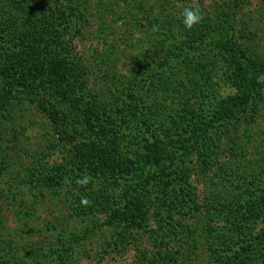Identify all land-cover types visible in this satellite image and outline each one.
Wrapping results in <instances>:
<instances>
[{
  "label": "rangeland",
  "instance_id": "1",
  "mask_svg": "<svg viewBox=\"0 0 264 264\" xmlns=\"http://www.w3.org/2000/svg\"><path fill=\"white\" fill-rule=\"evenodd\" d=\"M75 2L0 0V264H264V88L151 169L137 221L107 224L130 188L117 165L235 93L222 48L264 61V0Z\"/></svg>",
  "mask_w": 264,
  "mask_h": 264
},
{
  "label": "trees",
  "instance_id": "2",
  "mask_svg": "<svg viewBox=\"0 0 264 264\" xmlns=\"http://www.w3.org/2000/svg\"><path fill=\"white\" fill-rule=\"evenodd\" d=\"M67 7L66 10L69 15L75 14L78 10L75 0H69ZM33 9L28 4L23 8L21 7V9L18 8L21 19L27 15L29 22H35V18L31 15V13H34ZM24 12L29 14H24ZM13 20L17 21L16 18ZM37 24L39 23H35L34 26ZM45 43L48 45L47 50L45 49L47 51L46 54L57 55L58 51L54 47V43L50 42L52 43L50 44L47 40H45ZM222 49L224 55L228 57L227 59L230 61L231 66L236 70L233 77L235 93L219 99L215 103L213 115L201 122L199 126L187 131V134L167 139L153 136V141L147 142L144 154L137 162H128V165L126 162V168H121L119 164L117 165V168L121 169L119 173L125 176L130 183V188L124 198V202L120 203L118 208L112 210L110 217H108L107 224L109 226L127 225L137 221L145 197L144 187L149 182L148 174L151 169L158 167L171 153L185 157L196 144L201 143L208 137L216 125L231 119L236 109L249 103L257 92L259 93L264 88V61L249 57L237 47H227L225 45ZM94 110H92V114L95 113ZM102 133H104L105 137L115 134L114 131L104 129ZM257 237L259 244L264 247V232Z\"/></svg>",
  "mask_w": 264,
  "mask_h": 264
},
{
  "label": "clouds",
  "instance_id": "3",
  "mask_svg": "<svg viewBox=\"0 0 264 264\" xmlns=\"http://www.w3.org/2000/svg\"><path fill=\"white\" fill-rule=\"evenodd\" d=\"M182 23L184 27L188 30H192L196 25L201 23L203 16L201 14V10L198 6L193 7H185L181 12ZM88 178L85 176L77 181L78 184L86 185L88 183ZM90 202L87 197L81 200V204L84 206H88Z\"/></svg>",
  "mask_w": 264,
  "mask_h": 264
}]
</instances>
